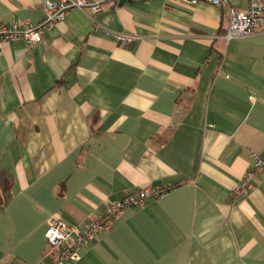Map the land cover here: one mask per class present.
I'll return each mask as SVG.
<instances>
[{"label":"crops","instance_id":"1","mask_svg":"<svg viewBox=\"0 0 264 264\" xmlns=\"http://www.w3.org/2000/svg\"><path fill=\"white\" fill-rule=\"evenodd\" d=\"M44 1L0 0V23ZM227 25L207 0L125 1L0 44V264H43L51 220L143 188L65 264H264V172L233 190L264 151V32L226 42Z\"/></svg>","mask_w":264,"mask_h":264},{"label":"built area","instance_id":"2","mask_svg":"<svg viewBox=\"0 0 264 264\" xmlns=\"http://www.w3.org/2000/svg\"><path fill=\"white\" fill-rule=\"evenodd\" d=\"M120 0H45L44 15L36 23L25 21L18 24L11 21L0 23V44L3 41L20 40L26 44L39 43L43 33L49 27L62 21L73 9L84 11L89 19L95 21L105 4L116 6ZM128 2L146 0H125ZM177 3L194 6L199 0H173ZM213 5L226 7L228 25L222 38L228 42L264 32V0H245V8H241L234 0H207ZM135 37L124 33L116 34L120 46L130 43ZM259 172H264V151L253 155V164L244 173L241 184L234 187L237 195H245L252 188V180ZM155 194L150 188L140 189L135 194L125 195L111 201L103 215L78 225L65 223L59 219L49 222L44 231L47 243L45 262L43 264H65L76 257L78 251L89 241L109 229L112 220L120 214L125 206H141L146 199Z\"/></svg>","mask_w":264,"mask_h":264},{"label":"trees","instance_id":"3","mask_svg":"<svg viewBox=\"0 0 264 264\" xmlns=\"http://www.w3.org/2000/svg\"><path fill=\"white\" fill-rule=\"evenodd\" d=\"M9 183L8 182H2L1 180H0V204L2 205V204H4L5 203V201H6V199H5V197L3 196V192H7L8 190H9ZM62 190H63V186L61 185L60 187H59V189H57V194L58 195H61L62 194Z\"/></svg>","mask_w":264,"mask_h":264},{"label":"water","instance_id":"4","mask_svg":"<svg viewBox=\"0 0 264 264\" xmlns=\"http://www.w3.org/2000/svg\"><path fill=\"white\" fill-rule=\"evenodd\" d=\"M124 3H125V0H120L119 3H118L117 5H118V6H121V5H123ZM179 112H180V113H181V112L184 113L185 110H179ZM168 133H169V132H168ZM170 133H171V132H170ZM170 133H169V134H170Z\"/></svg>","mask_w":264,"mask_h":264}]
</instances>
